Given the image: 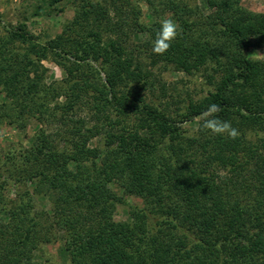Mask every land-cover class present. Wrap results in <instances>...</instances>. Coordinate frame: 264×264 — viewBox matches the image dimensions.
<instances>
[{"label":"trees","instance_id":"16d2710c","mask_svg":"<svg viewBox=\"0 0 264 264\" xmlns=\"http://www.w3.org/2000/svg\"><path fill=\"white\" fill-rule=\"evenodd\" d=\"M146 1L155 20L133 0H86L50 40L0 16V128L38 124L31 146L0 158L15 186V197L4 198L8 181L0 179L8 217L0 220V264H47L34 259L42 213L33 195L41 190L54 195L43 239L61 237L66 264H264V58L251 55L264 47V12L242 0H204L208 12L197 0ZM166 12L177 35L157 54L152 42ZM104 33L118 39L102 44ZM130 33H143L154 64L208 72L214 91L176 111L146 102L134 90L146 87L148 71L132 68L135 48L123 45ZM109 46L116 57H107ZM48 58L64 78H44ZM212 104L219 111L209 114ZM212 118L237 135L205 128ZM98 136L103 144L91 146ZM111 185L142 199L129 205L131 220L114 216L126 199Z\"/></svg>","mask_w":264,"mask_h":264},{"label":"rangeland","instance_id":"374dc122","mask_svg":"<svg viewBox=\"0 0 264 264\" xmlns=\"http://www.w3.org/2000/svg\"><path fill=\"white\" fill-rule=\"evenodd\" d=\"M95 2L106 3L108 0H92ZM138 3L144 12V19L147 21L155 20L156 16L151 14L150 4L146 0H133ZM86 0H0V16L5 23L17 24L22 21H26L30 29L37 34L42 40H50L58 34H62L64 30L70 25L71 21L76 15V11L81 8V5ZM197 3L204 8V0H197ZM242 5L254 11L264 12V0H242ZM168 17L173 19L171 13L166 12L160 19ZM4 33L3 27L0 25V35ZM108 37L112 39H118L115 34H103L102 44L108 42ZM144 40L143 33H130L128 40H123L126 53L129 48H135L134 55L128 54L129 61H132V68L136 64H144L143 68L148 72V82L146 87L134 90L136 94L141 93L145 97L146 102L154 104L156 106L168 108L170 111H176L178 107L189 99H199L206 96L208 93L214 91V84L209 82L207 77L208 72L197 71L187 72L183 70H176L171 65L164 62L153 63L149 56V51L142 45ZM251 55L264 58V47L253 48ZM116 57V52L108 48L107 57ZM125 57V56H124ZM101 60L97 59L98 64ZM46 68V74L44 78L47 81L60 80L67 74L64 69L57 65L51 58L44 59L42 61ZM111 67H115L111 65ZM124 78H129V73L124 72ZM219 76V75H217ZM216 76V77H217ZM131 77V76H130ZM135 80V79H134ZM135 85H139L138 83ZM124 88V84L120 85ZM81 114L86 113V106ZM175 113V112H174ZM132 124V120H129ZM197 126L196 122H192L190 131L194 130ZM38 129L36 122H30L29 126L20 131L18 128L10 125H2L0 128V158H4L8 149L23 146H31L35 142V132ZM253 132L248 137L252 140H256L258 136ZM103 144L102 136L92 138L90 141L91 146H101ZM1 162V161H0ZM8 168H0L1 181H8L5 189L1 191L4 198L15 197V186L10 178L8 172H5ZM11 171L13 169L11 168ZM113 191L119 196H123L126 199V203L118 202L114 207V216L116 218H122L131 220L130 206L129 205H143L141 198L133 195H125L124 190L119 185H111ZM53 197L52 193L41 190L33 195L34 202L36 203L37 210L42 213L39 217V231L36 236V240L39 242V248L34 251V259L41 263L47 264H66L69 256L64 249L61 237L51 242L44 241L43 237L47 236L48 224L52 218L53 213ZM0 220L8 221L7 215L0 210ZM49 236V235H48ZM47 260V262H45Z\"/></svg>","mask_w":264,"mask_h":264},{"label":"clouds","instance_id":"9594fccd","mask_svg":"<svg viewBox=\"0 0 264 264\" xmlns=\"http://www.w3.org/2000/svg\"><path fill=\"white\" fill-rule=\"evenodd\" d=\"M177 23L168 17H164L159 22V28L156 31L155 39L152 42V51L157 54L165 53L171 45V42L177 35ZM219 111L217 105H209L207 112L209 114ZM204 127L216 134L227 133L231 137L237 135L236 129L231 127L228 121H222L217 118L205 119Z\"/></svg>","mask_w":264,"mask_h":264}]
</instances>
